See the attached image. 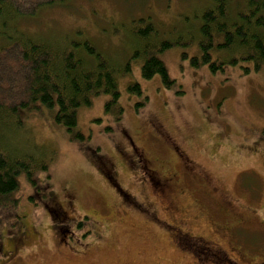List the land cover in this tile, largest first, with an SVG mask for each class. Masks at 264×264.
I'll return each instance as SVG.
<instances>
[{
	"label": "rangeland",
	"instance_id": "rangeland-1",
	"mask_svg": "<svg viewBox=\"0 0 264 264\" xmlns=\"http://www.w3.org/2000/svg\"><path fill=\"white\" fill-rule=\"evenodd\" d=\"M209 3L69 0L22 20L29 36L88 41L117 66L130 62L131 72L119 76L114 110L106 111L111 95L93 97L72 133L57 123V107L22 113L12 143L48 160L49 170L36 174L38 187L20 176L17 204L0 208V264H185L160 221L186 216L194 233L225 242L236 233L264 246V67L213 73L191 64ZM141 19L155 26L154 45L173 44L156 54L171 89L142 76L144 60L134 57L147 42L134 35ZM135 84L142 94L129 91Z\"/></svg>",
	"mask_w": 264,
	"mask_h": 264
},
{
	"label": "trees",
	"instance_id": "trees-1",
	"mask_svg": "<svg viewBox=\"0 0 264 264\" xmlns=\"http://www.w3.org/2000/svg\"><path fill=\"white\" fill-rule=\"evenodd\" d=\"M68 2L0 0V208L17 204L14 195L20 176L38 187L36 174L49 170L48 160L33 151H19L12 143L10 132L24 124L22 113L57 107V123L72 133L78 126L79 110L91 106L93 97L111 95L106 111L114 110L120 99L119 76L131 72L130 62L119 67L88 41L52 42L29 36L20 27L23 19ZM138 24L134 35L147 41L134 56L144 60L143 78L159 76L171 89L174 80L156 54L168 51L173 44L154 45L150 38L155 26L145 19ZM198 33L200 57L192 59L194 67L209 66L213 73L242 63L252 64L255 70L264 67V0H211L200 15ZM129 91L142 94L139 84L131 85ZM52 194L47 190L43 198Z\"/></svg>",
	"mask_w": 264,
	"mask_h": 264
},
{
	"label": "flooded vegetation",
	"instance_id": "flooded-vegetation-1",
	"mask_svg": "<svg viewBox=\"0 0 264 264\" xmlns=\"http://www.w3.org/2000/svg\"><path fill=\"white\" fill-rule=\"evenodd\" d=\"M151 172L155 174L154 171ZM162 190L164 194L166 187L164 186ZM166 210L176 215L177 210L172 204ZM229 218L230 215H228ZM189 220L190 216L184 219L178 217L173 224L160 221L169 228L170 239L174 247L189 260L185 264H264V246L260 247L258 243L241 238L236 233L230 235L227 242L224 236L209 238L202 233H194L189 229ZM231 221L232 219H229V222ZM233 227L239 228L240 226L236 224ZM215 231L219 230L215 229ZM235 245L238 249L233 248Z\"/></svg>",
	"mask_w": 264,
	"mask_h": 264
}]
</instances>
